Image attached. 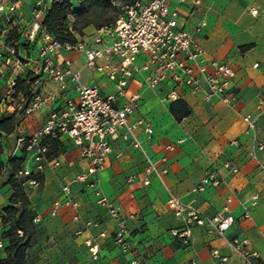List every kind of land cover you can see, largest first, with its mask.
<instances>
[{"label":"crops","instance_id":"0c3cea01","mask_svg":"<svg viewBox=\"0 0 264 264\" xmlns=\"http://www.w3.org/2000/svg\"><path fill=\"white\" fill-rule=\"evenodd\" d=\"M34 1L26 0L23 8L25 35L32 27L29 10ZM192 2L193 0H188L187 4L180 5L179 0H170L171 6L179 8L184 16H188ZM204 16L208 26L197 33L195 39L208 61L227 62L234 68L236 75L233 92L238 96V102L230 107L218 98L207 101L202 94H194L182 87L177 93L180 100L187 102L192 113L178 122L170 111L173 102L168 100L169 94L174 90L171 82H164L152 90L146 84L132 81L129 94L141 96V107L132 119L144 118L152 124L153 138L145 140L144 134H140V137L145 140L144 145L149 155L159 162V170L167 172L161 178L152 176L151 184L144 186L142 182L147 165L145 157L139 150L117 140L114 151H123V157L116 159L114 155L110 156L106 168L99 173L97 179L101 194L120 209L119 219L100 206L96 194L79 182L72 185V191L81 204L80 209L76 211L64 207L57 216H52L51 208L49 211L48 208L62 197L64 179L75 181L87 168V162L81 158L76 146L63 140L64 145L59 146L57 156L61 164L47 166L41 183L43 191L33 199L30 197L32 206L41 217L43 228L35 235L36 241L27 251L28 264H72L78 256V248H83L86 257H89L80 264L90 262L91 254L86 245L89 238L99 244L102 258L106 244L112 243L115 246L112 234L121 222L138 243L139 254L148 258L150 264H187L193 259L198 260L199 264H217L211 255L213 249L228 256L231 264H247L242 255L229 245V241L236 238L247 239L250 248L260 254V263L264 264V172L247 157L251 138L246 135L241 119L245 114L253 113L257 104L264 99V0H202L199 11L189 17L188 28L193 29ZM96 33L97 29L91 26L84 31V36ZM25 35H22V42L26 40ZM1 48L4 49V46H0ZM20 50L25 62L17 64L13 60L11 64L6 63L0 80V96L3 98L0 114L14 115L17 121L16 131L12 135L2 134L0 140V164L6 169V173H3V169L0 175V241L4 243V248H0V262L8 256L5 246L9 242L2 237L8 229L3 224V209L10 205V198L14 193L8 183V169L16 140L35 133L44 125L53 109L77 97L71 85L66 91H61L55 81L45 76H34L32 60L27 63L30 51L27 47ZM5 54L9 57L7 52ZM69 56L74 61V67L82 70L85 83L99 85L105 94L115 93L113 83L85 67L83 55L72 53ZM257 64L258 67H255ZM29 74L36 78L30 87L33 94L41 91L55 95L56 100L33 116L23 118L21 112L26 105V98L22 95L9 97L6 92L17 78L25 79ZM16 99L20 100L19 105ZM258 127L260 137L264 140V116L259 120ZM196 134L202 135L207 143L195 142L193 137ZM180 141L183 143H179ZM163 158L166 159L165 162L161 161ZM261 158L264 159V153ZM228 162L239 164V172L232 173L225 169L224 165ZM77 165L81 172L74 175ZM216 167L222 178L220 187L195 193L194 188L206 172ZM131 176H135L136 181L129 184ZM59 192L60 195L56 197ZM256 194L260 196V201L252 208L251 218L245 220L242 203L250 201ZM171 195L186 203L195 204L208 215L222 211L227 200L231 199L230 210L237 222L226 232L224 238L209 233L206 227L195 226L190 231V245L185 247L173 236L174 230L182 229L183 222L174 216L167 205ZM77 213L80 214V223L79 220H74ZM89 221H99L100 228L87 230L86 224ZM104 231L108 233V237H99ZM47 236L53 238L52 241H47ZM116 248L118 254L129 264L130 256H124Z\"/></svg>","mask_w":264,"mask_h":264},{"label":"built area","instance_id":"2783aa9c","mask_svg":"<svg viewBox=\"0 0 264 264\" xmlns=\"http://www.w3.org/2000/svg\"><path fill=\"white\" fill-rule=\"evenodd\" d=\"M56 1L61 0L34 1L29 10L32 27L25 35L23 8L26 0H0V46H4V49H0V80L6 63L11 64L13 60L17 64L21 63L15 57L16 48L21 43H8L9 35L16 29L21 37L25 35V42H21L31 53L27 63L32 60L35 67L33 75L45 76L55 81L61 91H66L71 85L77 94L75 99L67 100L65 105L53 109L44 125L35 133L16 140L11 158L24 157L22 169L16 177L26 191L29 188H39L47 166L61 164L57 156L51 155L48 139H59L61 146L64 145L63 140L72 142L81 158L87 162V168L75 182L92 190L98 197V204L119 219L120 209L101 194L97 179L99 173L106 168L110 156L114 155L116 159L123 157V151H114L117 140L139 150L145 157L147 165L142 182L144 186L151 184L152 176L161 178L167 172L159 170V162L149 155L144 145L145 140H151L154 136L152 124L144 118L132 119L141 107V96L129 94L131 82L139 81L152 90L164 82H171L174 90L169 94L168 100L172 102L180 100L177 90L186 87L194 94H202L207 101L218 98L224 104L234 107L238 102V96L233 92L236 74L227 62L208 61L204 50L197 43L195 35L208 26L205 16L193 29L188 28L189 17L199 11L202 0H193L188 16H184L179 8L172 7L170 0H110L121 10L116 23L97 30L96 35L89 38L84 35L78 37L75 43H62L43 28L46 13ZM179 3L185 5L188 0H179ZM5 52L9 53V57ZM72 53L83 55L85 67L113 83L115 93L105 94L99 85L85 83L82 70L74 67V61L69 56ZM13 86L6 92L8 96L13 95ZM55 100V95L36 92L26 99L21 117L29 118ZM263 116L264 99L257 104L253 113L241 117L245 133L251 138L247 157L262 172L264 140L260 137L258 122ZM140 134H144L145 140L141 139ZM161 161L165 162L166 159ZM224 168L232 173L240 170L236 162H228ZM3 173H6V169ZM135 181V176L128 179L129 184ZM221 184L220 170L216 167L206 172L194 192H205L218 188ZM72 185L73 183H68L62 187V197L52 204V216H57L64 207L76 211L80 209L81 204L73 195ZM259 201L260 196L256 194L250 201L242 203L245 220L251 218L252 208ZM231 203L232 200L228 199L222 211L208 215L195 204L186 203L171 195L167 205L174 216L183 222L182 229L174 230L173 236L188 247L191 229L200 226L206 227L209 233L224 238L226 232L237 222L230 210ZM74 220H80L79 213L74 216ZM40 222L41 217L35 216L34 223ZM100 226L99 221H89L86 229L96 230ZM99 237L107 238L108 233L101 232ZM112 237L120 252L124 256H130L129 264H150L148 258L139 254L138 243L123 222L118 224ZM86 245L91 261L85 264L97 262L100 259L99 244L89 238ZM229 245L242 255L247 264H261L260 254L250 248L247 239L236 238L229 241ZM0 248H4L3 241H0ZM211 255L217 264H231L230 258L218 249H213ZM187 264L199 262L193 259Z\"/></svg>","mask_w":264,"mask_h":264},{"label":"trees","instance_id":"16d2710c","mask_svg":"<svg viewBox=\"0 0 264 264\" xmlns=\"http://www.w3.org/2000/svg\"><path fill=\"white\" fill-rule=\"evenodd\" d=\"M121 10L114 6L110 0H61L51 4L43 21V28L56 40L62 43H75L78 37L84 35V31L93 26L97 30L113 26ZM22 37L15 29L8 38V43H21ZM25 47V45H24ZM36 81L31 74L25 79L17 78L13 86V97L20 95L26 99L33 93L31 84ZM3 98L0 96V105ZM170 111L176 121L182 122L191 115L190 106L184 100H178L170 105ZM17 128L16 117L0 114V140L2 134L12 135ZM53 147L61 146L59 139H48ZM1 150V144H0ZM24 157L16 156L9 161L8 183L13 189L10 205L3 209V224L8 229L3 233L4 240L9 242L5 246L7 258L0 264H28L27 251L34 244L35 228L34 218L30 207V200L21 182L16 177L22 169ZM4 165L0 164V175ZM42 181V178H41Z\"/></svg>","mask_w":264,"mask_h":264},{"label":"rangeland","instance_id":"374dc122","mask_svg":"<svg viewBox=\"0 0 264 264\" xmlns=\"http://www.w3.org/2000/svg\"><path fill=\"white\" fill-rule=\"evenodd\" d=\"M95 28V27H94ZM96 29V28H95ZM94 35V34H93ZM93 35H86L88 38L93 36ZM21 47H24V45H21L20 47H17L16 48V54H15V57L16 59H19L22 63L25 62V59H23L21 57ZM20 50V53H18ZM9 54V53H8ZM9 56V55H8ZM4 71V70H3ZM8 91V90H7ZM7 95V93H6ZM8 96V95H7ZM13 96V95H12ZM12 96H9V97H12ZM16 103L17 105L20 104V100L16 99ZM16 107V106H15ZM193 140L195 142H203V143H207V141L202 137V135H199V134H196L194 137H193ZM193 141V142H194ZM60 152V149L58 147H53L52 148V152H51V155L52 156H58ZM78 167V165H77ZM81 172L80 168L78 167L77 171L76 172H73L74 175H77ZM74 180L73 179H69L66 180L64 179L63 183L64 184H68V183H73L74 184ZM42 183H43V179H42ZM63 184V185H64ZM43 191V186L39 187V188H29L27 191H26V194L28 195L29 197V200H30V207L31 208V212L34 216H38V211L35 209L34 205L32 206V201L30 199V197L33 199L35 196L37 195H40V193ZM60 195V192L57 194L56 197H58ZM55 197V198H56ZM76 197V196H75ZM54 198V199H55ZM53 199V200H54ZM76 199L78 200V198L76 197ZM53 200L51 201V203L53 202ZM52 207V205L50 204L49 205V208H48V211L49 209ZM81 222V220H79V223ZM78 223V222H77ZM84 224H86V222H83ZM34 225V228H35V235L39 233V231L41 230L40 228H43V224L42 223H39V224H33ZM40 235H43V234H40ZM53 238L47 236V241H52ZM36 241L35 237H34V242ZM75 246V245H74ZM70 247L73 248V246L71 245ZM103 254L104 256L102 258H100L96 264H128L125 259L120 256V254H118L117 252V248L112 244V243H109V244H106L105 246V249H103ZM77 255L76 256V260L75 262H73L72 264H80L83 260H87L89 257L87 256L86 257V253L84 252V249L83 248H78L77 250Z\"/></svg>","mask_w":264,"mask_h":264}]
</instances>
